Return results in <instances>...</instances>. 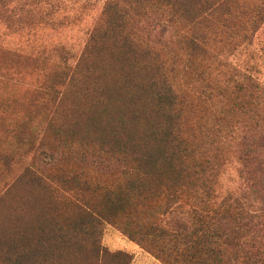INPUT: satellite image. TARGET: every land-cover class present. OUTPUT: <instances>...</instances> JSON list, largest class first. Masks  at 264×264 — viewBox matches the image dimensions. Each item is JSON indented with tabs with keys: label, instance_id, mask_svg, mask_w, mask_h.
I'll return each instance as SVG.
<instances>
[{
	"label": "trees",
	"instance_id": "trees-1",
	"mask_svg": "<svg viewBox=\"0 0 264 264\" xmlns=\"http://www.w3.org/2000/svg\"><path fill=\"white\" fill-rule=\"evenodd\" d=\"M66 2L0 0V264H264V0Z\"/></svg>",
	"mask_w": 264,
	"mask_h": 264
},
{
	"label": "rangeland",
	"instance_id": "rangeland-1",
	"mask_svg": "<svg viewBox=\"0 0 264 264\" xmlns=\"http://www.w3.org/2000/svg\"><path fill=\"white\" fill-rule=\"evenodd\" d=\"M67 4L72 8L73 13H81V9L84 10L85 6L87 8H92L95 14L92 17H96L99 13L100 8L105 0H66ZM91 19L89 20V22ZM93 22V21H92ZM91 22V23H92ZM89 25H86L87 28ZM79 27H83L81 24ZM69 42H78L82 39V32L77 30L73 25L71 31H68ZM237 66L241 69H246L249 73L255 76L259 81L264 83V23L256 33V37L253 43L246 46L240 52H238L233 59H231ZM8 114V113H7ZM2 127L0 126V149L4 152L8 149V143L4 139L2 132ZM11 175V174H10ZM3 182V181H2ZM1 183V182H0ZM2 184V183H1ZM113 236V235H112ZM117 236V235H116ZM113 236L114 240H121L118 236ZM111 238V237H109ZM132 263V262H131ZM163 264L152 254L148 253L143 249H139L137 256L133 260V264Z\"/></svg>",
	"mask_w": 264,
	"mask_h": 264
},
{
	"label": "crops",
	"instance_id": "crops-1",
	"mask_svg": "<svg viewBox=\"0 0 264 264\" xmlns=\"http://www.w3.org/2000/svg\"><path fill=\"white\" fill-rule=\"evenodd\" d=\"M124 244H125L127 247H131V246H132V244H130V243H128V242H124ZM139 249H140V248H134V250H135V251H134L135 254H134L133 260H134L135 257L137 256ZM133 260H132V263H131V264H133ZM139 264H140V263H139Z\"/></svg>",
	"mask_w": 264,
	"mask_h": 264
}]
</instances>
